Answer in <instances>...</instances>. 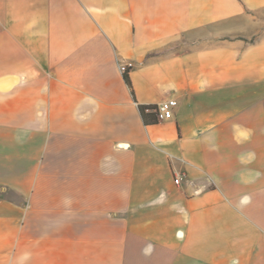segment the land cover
<instances>
[{
  "label": "crops",
  "instance_id": "obj_1",
  "mask_svg": "<svg viewBox=\"0 0 264 264\" xmlns=\"http://www.w3.org/2000/svg\"><path fill=\"white\" fill-rule=\"evenodd\" d=\"M0 264H264V0H0Z\"/></svg>",
  "mask_w": 264,
  "mask_h": 264
},
{
  "label": "built area",
  "instance_id": "obj_2",
  "mask_svg": "<svg viewBox=\"0 0 264 264\" xmlns=\"http://www.w3.org/2000/svg\"><path fill=\"white\" fill-rule=\"evenodd\" d=\"M119 70L123 74L129 73L132 68H134V63L132 62H120L118 64ZM177 106V101L175 99H170L162 102L155 110V113L157 114L158 120H168L173 117V109ZM181 181V176H177L175 179V183L179 184Z\"/></svg>",
  "mask_w": 264,
  "mask_h": 264
},
{
  "label": "trees",
  "instance_id": "obj_3",
  "mask_svg": "<svg viewBox=\"0 0 264 264\" xmlns=\"http://www.w3.org/2000/svg\"><path fill=\"white\" fill-rule=\"evenodd\" d=\"M125 76V79L126 81L129 83V79H128V74H124ZM156 106H150V107H141V113H142V116L144 118V120L146 122H148L149 120V117L151 116H155L156 117V114L154 113V111L156 110Z\"/></svg>",
  "mask_w": 264,
  "mask_h": 264
}]
</instances>
